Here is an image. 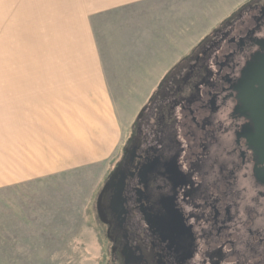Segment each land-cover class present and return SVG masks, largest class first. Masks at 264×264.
<instances>
[{"label":"flooded vegetation","instance_id":"af4514ba","mask_svg":"<svg viewBox=\"0 0 264 264\" xmlns=\"http://www.w3.org/2000/svg\"><path fill=\"white\" fill-rule=\"evenodd\" d=\"M112 264H264V0L147 97L103 184Z\"/></svg>","mask_w":264,"mask_h":264},{"label":"rangeland","instance_id":"374dc122","mask_svg":"<svg viewBox=\"0 0 264 264\" xmlns=\"http://www.w3.org/2000/svg\"><path fill=\"white\" fill-rule=\"evenodd\" d=\"M88 2L0 0V264H112L103 184L148 96L118 78L80 93L98 90L80 69Z\"/></svg>","mask_w":264,"mask_h":264},{"label":"crops","instance_id":"0c3cea01","mask_svg":"<svg viewBox=\"0 0 264 264\" xmlns=\"http://www.w3.org/2000/svg\"><path fill=\"white\" fill-rule=\"evenodd\" d=\"M230 1L89 0V16H82L80 39L88 47L83 52L90 59L88 66L80 69L94 73L91 85L98 90L80 93L112 94L109 79L118 78L136 80L129 86L134 89L130 93L149 96L167 74L242 5L232 7ZM103 24L107 29L100 30ZM102 30L107 34L104 53L98 39Z\"/></svg>","mask_w":264,"mask_h":264}]
</instances>
